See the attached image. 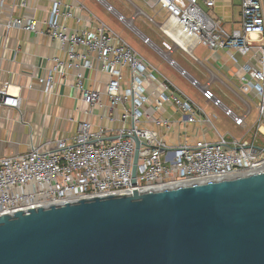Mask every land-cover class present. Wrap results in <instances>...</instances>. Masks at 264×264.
Here are the masks:
<instances>
[{
    "label": "built area",
    "instance_id": "2783aa9c",
    "mask_svg": "<svg viewBox=\"0 0 264 264\" xmlns=\"http://www.w3.org/2000/svg\"><path fill=\"white\" fill-rule=\"evenodd\" d=\"M94 1L183 78L188 77L187 73L172 58L177 50L192 56L200 45L209 50H225L233 60L236 55L248 58L240 67L244 75L240 93L244 96L254 93L258 101L256 118L249 128L246 120L251 106L248 102L239 98L246 108L242 114H237L215 97L208 83L200 84L190 78V86L221 110L241 135L220 134L215 129L212 141L169 146L149 126L168 132L171 122L153 115L166 104H173L182 114V122L193 124L206 122L204 112L161 74L165 82L161 88L150 86L157 80L158 72L108 26L100 23L92 29L82 28L71 33L62 21L72 14L61 11L59 2L52 3L43 22L44 28H39L33 19L10 18L0 24L5 32L18 29L48 36L59 43L65 54L62 58H52L51 68L38 79L44 92L52 90L57 78L66 84L73 72L72 87L86 107L84 113L89 117L95 108L103 109L105 113L100 119L109 126L95 127L88 120L81 121L69 138L50 139L30 145L25 153L0 158V215L95 197L128 196L134 190L143 193L219 181L255 174L264 168L263 0H240V28L231 32L223 28L221 20L209 16L200 7L199 0H138L145 3L154 16L146 15L128 0L135 7L130 19L104 0ZM204 5L213 8L215 0H205ZM20 7L25 8V2H21ZM140 16L158 28L166 40L162 42L166 51L133 26ZM93 59L99 63L100 71L109 76L103 91L91 87L84 75L85 70L93 69ZM20 105L18 95L0 89V106L18 110ZM199 113L205 118L200 119ZM134 137L139 141L135 185L131 178Z\"/></svg>",
    "mask_w": 264,
    "mask_h": 264
},
{
    "label": "water",
    "instance_id": "95a60500",
    "mask_svg": "<svg viewBox=\"0 0 264 264\" xmlns=\"http://www.w3.org/2000/svg\"><path fill=\"white\" fill-rule=\"evenodd\" d=\"M0 264H264V170L0 215Z\"/></svg>",
    "mask_w": 264,
    "mask_h": 264
},
{
    "label": "crops",
    "instance_id": "0c3cea01",
    "mask_svg": "<svg viewBox=\"0 0 264 264\" xmlns=\"http://www.w3.org/2000/svg\"><path fill=\"white\" fill-rule=\"evenodd\" d=\"M204 1L199 0L200 7L212 18L221 20L226 31L231 32L240 28V12L238 22L234 18L232 0H215L213 8H207ZM21 2H25V8L20 7ZM53 2L61 4V11L72 14L71 18L62 21L71 33L82 28L92 29L100 23L108 26L104 23V15L108 12L94 0H0V24H5L10 18H24L36 20L39 28H44L43 22L46 21ZM143 4L146 6L145 3ZM201 5H204L206 9ZM111 30L113 31V28ZM115 33L121 37L119 33ZM160 40L161 45L164 40L162 38ZM140 42L142 43L141 39ZM152 53L155 52L152 51ZM64 55L59 43L48 36H37L18 29L5 32L3 26H0V89L7 90L10 94H16L21 99L18 110L0 106V158L25 153L29 150L30 145H39L50 139L69 138L76 132L77 124L81 121L88 120L95 127L98 125L109 126L107 121L100 119L105 113L103 109L95 108L91 116H86L84 113L86 107L72 87L71 75L73 72L69 74L66 84L57 78L50 92H44V87L38 83V79L45 76L51 68L52 58H62ZM183 55L190 66L195 68L194 74L188 67L183 68L175 62L187 73L188 77H181L174 68L160 58L161 64L173 71L189 86L190 78L197 80L200 84L208 83L210 90L221 102L218 95L222 93V87L228 90L239 101L241 107L236 106V110H233L230 106L222 103L237 114H242L246 108L239 98L248 102L250 106L253 101L256 102L254 93L248 96L240 93L241 78L244 77L240 67L248 62V58L236 55L233 60L225 50H209L200 45L194 49L192 56ZM152 67L158 73L155 72L157 80L150 86L153 85L160 89L161 84L165 83L162 75L172 84V87L178 89L183 96L189 98L195 106L204 112L206 122L184 124L180 111L176 110L177 108L173 104H166L153 117L168 119L171 122L170 130L167 132L162 128L149 127L154 129L169 146L183 142L214 140V130L216 129L220 133L212 123V120L217 119L216 108L203 99L199 90L190 86L196 93V99H193L164 75L161 66L152 65ZM84 75L88 78L91 87H96L101 91L104 90L105 84L109 80V76L100 71L99 63L94 59L93 69L85 70ZM179 91H177L178 94H180ZM173 92L176 91L173 89ZM102 102H105L104 98ZM218 111L226 118L221 110L218 109ZM203 115L199 113V118L204 119ZM255 118L256 105L253 120L249 123L248 119L246 120L249 128ZM238 131L240 130L238 129ZM226 133L231 134L228 131L220 134ZM239 135H241V131Z\"/></svg>",
    "mask_w": 264,
    "mask_h": 264
},
{
    "label": "rangeland",
    "instance_id": "374dc122",
    "mask_svg": "<svg viewBox=\"0 0 264 264\" xmlns=\"http://www.w3.org/2000/svg\"><path fill=\"white\" fill-rule=\"evenodd\" d=\"M104 1L110 4L117 12L121 13L126 19H130L131 16H133V14L135 13V7H133L132 4L128 0H104ZM130 1H132L136 5V7L139 10H141L143 13H145L146 15L154 16V12L148 9L142 2L138 0H130ZM239 3H240V0H232L233 14H234V18L236 21L239 20V12H240ZM201 6L204 9H206L204 5H201ZM99 13L102 14L101 12ZM104 21H105L104 23H106L108 26H111L113 28L114 32L119 33L121 37L126 41V43H128L139 55L143 56L147 61L151 62L153 66L155 67L161 66L160 68H162L164 75L167 76V78L172 83H174L177 87L184 90V92L187 93L191 98L196 99L195 98L196 93L194 92V90H192L190 86L184 80H182L176 74H174L173 71H171L170 69L166 68L163 64H161L162 62L158 54L156 52L152 53L153 50L150 49L148 46L142 44L140 42L139 37L136 36V34H134L132 31H130L123 23L118 22L114 15L110 13H106L104 15ZM133 26L142 35L147 36L155 45H157L162 50L166 51V49L162 46V44L160 45L161 43L160 38L166 41L165 38L159 33L158 28L152 23H150L145 17L140 16L136 18ZM172 58L181 67L183 68L188 67L191 70V72L194 74L195 68L190 66V64L186 61L185 55H183V53L177 50L173 54ZM218 96H220V99L222 100L224 104L230 106L233 110H236V106H240L239 101L233 95H231L228 92V90L224 89L223 87H222V93H219ZM257 103L258 101L256 100V102L253 101V103L251 104L252 113L247 120L248 123L249 121H252L254 118V109ZM215 113L217 114V119L212 120V123L214 124V126L217 128V130L220 133H223L224 131L226 132L228 131L235 136H239L240 131H238V129L235 128L233 124L229 122V120L224 118L220 114L218 109H215Z\"/></svg>",
    "mask_w": 264,
    "mask_h": 264
},
{
    "label": "bare ground",
    "instance_id": "6f19581e",
    "mask_svg": "<svg viewBox=\"0 0 264 264\" xmlns=\"http://www.w3.org/2000/svg\"><path fill=\"white\" fill-rule=\"evenodd\" d=\"M260 170H264V168H262V169H260ZM260 170H259V171H260ZM259 171H257V173H258ZM227 179H228V178H226V179H223V180H227Z\"/></svg>",
    "mask_w": 264,
    "mask_h": 264
},
{
    "label": "trees",
    "instance_id": "16d2710c",
    "mask_svg": "<svg viewBox=\"0 0 264 264\" xmlns=\"http://www.w3.org/2000/svg\"><path fill=\"white\" fill-rule=\"evenodd\" d=\"M158 19V18H157Z\"/></svg>",
    "mask_w": 264,
    "mask_h": 264
}]
</instances>
